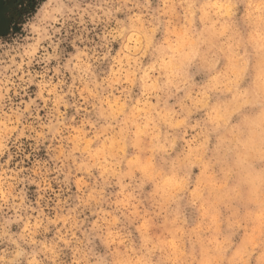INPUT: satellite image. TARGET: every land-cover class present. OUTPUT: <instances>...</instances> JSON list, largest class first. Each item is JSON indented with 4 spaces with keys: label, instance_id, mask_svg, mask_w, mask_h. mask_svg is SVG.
<instances>
[{
    "label": "clouds",
    "instance_id": "obj_1",
    "mask_svg": "<svg viewBox=\"0 0 264 264\" xmlns=\"http://www.w3.org/2000/svg\"><path fill=\"white\" fill-rule=\"evenodd\" d=\"M0 264H264V0H0Z\"/></svg>",
    "mask_w": 264,
    "mask_h": 264
}]
</instances>
